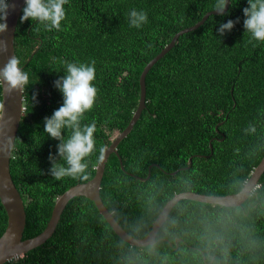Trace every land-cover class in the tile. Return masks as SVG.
<instances>
[{"label":"trees","instance_id":"1","mask_svg":"<svg viewBox=\"0 0 264 264\" xmlns=\"http://www.w3.org/2000/svg\"><path fill=\"white\" fill-rule=\"evenodd\" d=\"M214 3L69 0L60 31L19 20L15 51L30 82L11 174L25 203L24 239L45 230L60 195L95 176L100 149L105 151L128 127L139 106L146 65L178 32L212 11ZM247 6V0H232L224 16L212 15L199 29L181 36L147 75L146 108L118 147L125 170L112 154L101 187L105 206L137 239L150 233L178 193H239L264 157V42H254L255 47L248 43L243 27ZM133 8L148 14L141 28L129 25ZM229 19L239 23L219 36V25ZM92 59L98 96L82 123L96 121V148L85 160L87 179L57 181L49 173L48 157L59 142L43 132L44 117L62 103L53 82L64 74L65 61ZM35 93L38 102L33 104ZM190 158L192 165L184 169ZM7 225L0 200V237ZM6 264H264V174L240 208L180 201L157 243L147 247L124 242L93 201L76 197L45 244Z\"/></svg>","mask_w":264,"mask_h":264},{"label":"clouds","instance_id":"2","mask_svg":"<svg viewBox=\"0 0 264 264\" xmlns=\"http://www.w3.org/2000/svg\"><path fill=\"white\" fill-rule=\"evenodd\" d=\"M230 0H215L212 12L221 16L226 14ZM69 0H24L20 23L31 20L42 25L47 31L62 30V22L66 19L65 5ZM232 3V0H231ZM233 5V4H232ZM247 7L243 8V27L245 35H249L248 43L264 42V0H247ZM13 7L9 0H0V34L8 31V16ZM129 25L141 28L148 22L146 11L133 8L128 13ZM239 19H229L221 23L218 28L219 36L231 32ZM34 24V23H33ZM7 51V42L0 40V53ZM63 75L53 82V86L62 94L61 105L50 116L43 120V132L47 137L58 141L56 153L49 154L50 175L57 181L65 177H82L88 167L85 160L96 148L94 133L97 132V123H82L84 114L93 109L98 89L96 80V61L64 62ZM30 82L29 73L21 66L18 56L8 57L7 62L0 66V88L7 95L23 93ZM38 93L31 96L32 103H37ZM5 111V104L0 102V113ZM255 131V128L246 129ZM67 133V134H65ZM15 138L10 135H0V159H7L15 151ZM100 160L104 159V149H100ZM57 157L63 161L59 162Z\"/></svg>","mask_w":264,"mask_h":264},{"label":"water","instance_id":"3","mask_svg":"<svg viewBox=\"0 0 264 264\" xmlns=\"http://www.w3.org/2000/svg\"><path fill=\"white\" fill-rule=\"evenodd\" d=\"M9 3L13 5V7L10 9L7 20L9 26L8 31L3 34H0V40H4L7 42V51L0 53V66L7 62L8 57L16 55V31L20 16L22 15V8L24 7V0H9ZM230 3L231 0L229 2L228 8L226 9V12L229 10ZM212 15L219 14L210 11L194 26H191L178 32L173 37L172 41L146 65L140 77L139 106L128 127L117 136V138L112 142V144L108 148H106L103 153L104 159L100 160L97 164L95 176L88 182L79 183L71 187L56 199L52 216L47 227L41 234L36 237L24 239V232L27 225V214L23 197L20 191L18 190L16 184L14 183L11 174V159L13 154L7 159H0V200L8 216L7 228L4 234L0 237V264H6L12 260L21 258L30 251L45 244L54 235L61 221V217L69 202L76 197L83 196L93 201L96 207L98 208L100 214L105 218V220L114 230L116 235L121 238L124 242L135 247H147L155 245L157 243V236L160 229L168 220V217L174 207L182 200H191L211 205H219L227 208H240L248 201L252 193L257 189L261 177L264 174V157L259 163V165L254 169L249 180L239 193L226 196H208L196 192H182L176 194L165 205L161 214L156 219L152 230L143 239H137L130 235L117 222L113 213L108 210L101 197L103 177L105 174L108 160L112 154H116L119 157L121 168L125 170L123 160L118 152V147L121 142L132 132L135 125L140 120L143 111L146 108L147 75L149 74L151 69L176 46L181 36L199 29L206 23V21ZM3 103L5 104V111L0 114V135H10L15 138L16 142L21 122L23 120L24 112L26 109L24 104L25 93H14L12 95H7L3 91ZM191 165L192 158H190L189 160V166L184 169L190 168ZM151 169L152 166L149 169V175L147 179H149L151 176ZM175 173L176 172L171 174ZM176 242L178 245L180 239H177Z\"/></svg>","mask_w":264,"mask_h":264},{"label":"rangeland","instance_id":"4","mask_svg":"<svg viewBox=\"0 0 264 264\" xmlns=\"http://www.w3.org/2000/svg\"><path fill=\"white\" fill-rule=\"evenodd\" d=\"M116 136V135H115Z\"/></svg>","mask_w":264,"mask_h":264}]
</instances>
